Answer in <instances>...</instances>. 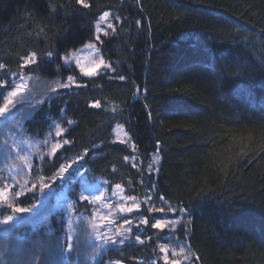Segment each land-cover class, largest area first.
Returning a JSON list of instances; mask_svg holds the SVG:
<instances>
[{
	"label": "trees",
	"instance_id": "trees-1",
	"mask_svg": "<svg viewBox=\"0 0 264 264\" xmlns=\"http://www.w3.org/2000/svg\"><path fill=\"white\" fill-rule=\"evenodd\" d=\"M79 8L75 0H0V62L15 72L25 49L41 56L51 49L59 56L26 73L46 79L71 75L85 85L59 92V99L26 119L30 135L42 136L66 108L65 121L78 126L65 133L74 145L63 155L102 140V151L80 161L97 179L121 183L138 198L155 186L156 197L183 203L190 214L175 233L200 257L198 264H264V0H94L90 13ZM102 11L129 18L117 25L119 35L102 34L104 44H98L117 71L86 77L64 66L62 57L89 42ZM119 75L126 79H110ZM134 84L142 90L136 98ZM94 99L101 109L88 107ZM115 105L131 121L133 148L113 143L112 131L123 123L112 119ZM157 141L159 171L149 173ZM133 154L139 171L123 160ZM55 171L43 173L50 177ZM55 187L63 188L59 180ZM20 199L21 207L35 203L31 192ZM139 212L149 219L145 229L152 239L105 250L93 264H151L166 230L150 227L161 213ZM17 233L26 238V229ZM66 264H75L73 256Z\"/></svg>",
	"mask_w": 264,
	"mask_h": 264
},
{
	"label": "snow or ice",
	"instance_id": "snow-or-ice-1",
	"mask_svg": "<svg viewBox=\"0 0 264 264\" xmlns=\"http://www.w3.org/2000/svg\"><path fill=\"white\" fill-rule=\"evenodd\" d=\"M92 2L94 0H75V4L79 5L80 8L76 11L88 10L91 12ZM139 5L140 0H136ZM49 10L53 15H59L56 7L49 6ZM88 13H85L87 15ZM128 17L122 18L120 15H116L110 11L100 12L95 19V32L93 37L89 38V43L85 47L91 51H94L96 56L92 64V70H85L81 67L83 76L86 77H97L106 75L108 72L115 73L117 69L113 67L111 61L105 59V53L102 52L101 47L104 41L101 39L100 34L102 33L105 37H115L119 35L117 25L128 20ZM135 26L140 28L142 26L141 19L135 20ZM44 31V28L39 30ZM123 31V29H120ZM76 53L65 52L62 57L65 65L72 66L76 60ZM59 53L54 50H47L41 56L35 50L25 49V54L21 55L17 59L18 71H10L5 63L0 62V100H3V106L0 107V124L7 125V135L3 136V140L0 141V171L7 173L6 175L0 174V200L6 202L7 207L11 208L12 214L5 215L3 219H0V224H8L14 220V217L19 214H30L32 213L37 204L41 203L37 193L40 196H47L53 192L52 185L57 180L60 181V186L65 187L71 196H74V200H68L66 203V215L61 220V231H63V243L61 238H57L55 241V247L59 248L61 254L67 252L71 254L74 250L78 254L79 258V245L74 243V238L79 231L82 222L86 219L84 216L85 212L89 215L94 216L98 210L99 204H110V196L106 193H111V196H115L116 192L114 189L123 191L122 184L116 183L113 186L111 182L103 177L100 178L99 182L93 175L91 170L85 167V164H81L80 161H84L85 157L89 156V152L97 153L102 151L103 141L100 143H92L91 149L85 148L82 152L76 153L74 156H64V152L73 150L72 147L74 142L65 137V133L69 132L72 126H78L75 120L67 119L66 108H61V120L66 122L67 127L62 126V123H50L45 139L35 140L32 137H26L27 129L24 127V121L26 119L33 118V115L39 110L42 111V107L45 103L49 106L53 100L60 98L59 89L71 88L73 85L76 87H83L85 85L77 82L75 76H68L67 81L56 80L51 83L48 89V95L42 98H36L30 92H28V80L31 78L26 75L27 72H36L42 66V63L52 61L54 57H58ZM110 79H118L124 81L126 77L124 75L113 76ZM136 91L133 97L136 98L140 95L141 89L139 86L134 84ZM144 92L147 89H143ZM6 94V95H5ZM34 101V102H33ZM89 108L101 109L102 104L99 99H94L88 104ZM145 107H147L145 105ZM113 113L112 119L123 120V123H116V128L123 132L124 139H121L119 143L125 144L132 141L131 132V121L124 120L122 115L123 109L119 105H115L111 108ZM148 118L151 119V113H148ZM129 125L128 130H125V125ZM115 131V129H114ZM99 133H94L98 135ZM20 137L21 139H16ZM51 137V139H49ZM116 141H113L115 143ZM26 145V149L21 145ZM36 151L33 152L32 149ZM160 142L157 141V154L153 157L155 163H159L160 157L158 155L160 151ZM33 156L39 161L36 163L33 160ZM94 158V157H93ZM130 156H124V162H130ZM63 160L62 163H58ZM132 167L139 168L137 164L133 163ZM50 168H56V171L50 177H45L42 173ZM117 169L112 168V172L115 173ZM158 172L159 169L157 168ZM29 176L30 180L24 181L21 186L17 177ZM143 182V181H142ZM77 186L78 189L77 190ZM19 189V190H17ZM26 192L32 193V198L36 201L29 207L19 206L23 201L20 197L25 196ZM152 192H155V186H152ZM207 195L206 193L199 192L197 196ZM128 199L132 201V206L123 207L122 205H116L119 208L120 213H132L134 209H139V203L136 197L129 196ZM159 203L164 207H158L156 201L153 200V195L146 194L143 203L147 205L148 212H168L173 214H179L175 219H168L167 216L160 218L153 217V223L150 227L163 231L168 228L175 230L177 224H179L185 214H190L189 209L179 203L173 205L163 194L158 197ZM6 209H0L2 214ZM104 219H107L105 216ZM190 223V221H188ZM66 224V228H65ZM149 219L145 216H140L137 220L136 227L146 239L151 240L152 237L148 236L147 233L143 232L140 225H148ZM127 225V227H124ZM133 230V220L129 219L126 215L122 217V224L112 228L107 225H92V233L95 240L99 242L100 247L105 250L118 249L119 246H130L131 244L143 245L145 240L141 238V234L135 235L134 239L131 237ZM170 243L174 240L175 243L172 245L171 256L169 259L168 246L160 247L159 251L164 253L163 261L164 264H198L200 257L196 255L191 248L189 243L180 242L175 237H166ZM52 245H50L51 247ZM178 249V250H177ZM39 257H35L31 264H37ZM40 264H47L46 261H40ZM96 264H103L102 260L96 262ZM119 264V262H117ZM151 264H157L156 260H152Z\"/></svg>",
	"mask_w": 264,
	"mask_h": 264
},
{
	"label": "rangeland",
	"instance_id": "rangeland-1",
	"mask_svg": "<svg viewBox=\"0 0 264 264\" xmlns=\"http://www.w3.org/2000/svg\"><path fill=\"white\" fill-rule=\"evenodd\" d=\"M101 35L102 33L100 34V36ZM88 43L89 42H87L77 50L70 51L77 54L76 60L73 62L72 66L76 67L82 75L83 73L80 70L81 67H83L85 70L91 71L92 64L96 56L94 51H91L85 47V45H87ZM97 46L99 47L98 44ZM63 65L68 67V65H65L64 62ZM26 75L31 78L28 80V92H26L25 95L30 92L36 98L47 96L49 94L48 89L52 82L58 79L61 81H67V77L65 79H46L38 75H30L29 73H26ZM66 89H59L58 91L61 93ZM3 103L1 107L3 106ZM52 123H62V126L65 127L62 120L54 119L52 120ZM24 127L27 129V126L25 124ZM114 129L112 131V140L119 142L121 139H124L123 132L117 129L116 126L114 127ZM47 131L48 129L40 137H33L32 135H30L29 131H27L25 135L26 137L35 138V140H43L45 139ZM7 134V125L0 124V141H2L3 136ZM16 139L19 140L21 138L16 137ZM49 139H51V137H49ZM125 144L131 148L134 147L132 141H129ZM21 147L26 149V145L24 144H22ZM32 151L35 152L36 149L33 148ZM155 155L156 154L151 157L150 163L148 164L147 168L149 173L156 171L157 163H155L153 160V157ZM130 157L134 159H131L130 162L127 163L131 165L133 163L136 164V155L133 154L130 155ZM33 160L36 163H39L35 156H33ZM0 174L6 175L7 173L0 171ZM42 174L44 175V173ZM17 179L22 186L24 181L30 180L31 177L20 176L17 177ZM99 180L100 179H97L96 182H99ZM52 188L53 192L47 196H40L39 193H37V196L39 197L41 203L37 204L36 209L32 213L19 214L18 216L14 217V220L10 221L8 224H0V264H31L35 257H39L37 264H40V261H46L47 264H66L71 256H73L75 264H93L97 260V258H99V256L105 251L104 248L98 246L99 242L95 240V237L92 233L93 224H96L98 226L107 225L109 227L115 228L122 224V217L126 215L129 219L133 220V230L130 235L134 239L135 235L141 234L135 226L138 218L140 216L146 217V214L144 215L139 211L145 208L147 214L156 213L147 211L148 206L143 203L145 197H136L137 202L140 205L139 209H134L132 213H120L119 208L116 207V205H122L123 207L132 206V201L128 199V197L132 195L127 194L123 186V191H120L118 189H114L113 185V189L115 190L116 195L111 196V193H106V195L110 196V204L98 203V210L96 211V214L94 216L89 215L88 212L84 213L86 219L82 222L81 227L73 241L74 243L79 245V258L75 250L71 254H68L67 252L61 254L59 248L55 247L54 245L57 238H61V243H63L64 233L60 230L61 220L66 215V203L68 202V200H74L75 197L71 196V194L65 190V187H63L61 190H58L55 187V184H53ZM77 190H79L78 186ZM148 194L153 195V200L156 201L158 207H164V205L159 203L158 197L155 196V194L152 192V189L148 192ZM0 209H6L2 214H0V219H3L5 215L12 214L11 208L7 207L6 202L3 200H0ZM178 215V213H161V217L167 216L168 219H175ZM105 216L107 217V219H104ZM184 220L185 215L183 216L182 221ZM153 222L154 220L151 223ZM181 222L176 225L175 230L181 224ZM124 227H127V225H124ZM23 228L26 229V238L20 237L21 235H18V233L15 234L16 231ZM140 228L143 229L144 233H146V225H140ZM165 230L166 234H164L158 242L156 247V256H154L150 260V263L152 260H156L157 264H164V253L159 251L160 247L162 246H168L169 259H172L171 251L172 245L175 243V241L173 240L170 243L169 239H166V237H175L180 242H185V240L176 236L175 230L173 231L168 228H166ZM141 238L145 241L148 240L143 234H141ZM50 245L52 246L50 247ZM181 264H183V262H181Z\"/></svg>",
	"mask_w": 264,
	"mask_h": 264
}]
</instances>
